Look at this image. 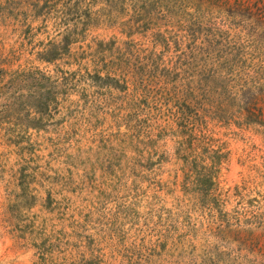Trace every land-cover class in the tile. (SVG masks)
I'll list each match as a JSON object with an SVG mask.
<instances>
[{"label": "rangeland", "instance_id": "1", "mask_svg": "<svg viewBox=\"0 0 264 264\" xmlns=\"http://www.w3.org/2000/svg\"><path fill=\"white\" fill-rule=\"evenodd\" d=\"M0 264H264V0H0Z\"/></svg>", "mask_w": 264, "mask_h": 264}, {"label": "trees", "instance_id": "2", "mask_svg": "<svg viewBox=\"0 0 264 264\" xmlns=\"http://www.w3.org/2000/svg\"><path fill=\"white\" fill-rule=\"evenodd\" d=\"M46 61H49V59H47Z\"/></svg>", "mask_w": 264, "mask_h": 264}]
</instances>
